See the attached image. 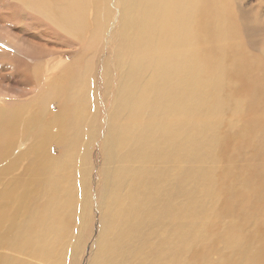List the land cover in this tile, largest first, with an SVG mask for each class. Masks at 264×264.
Listing matches in <instances>:
<instances>
[{
	"label": "rangeland",
	"instance_id": "obj_1",
	"mask_svg": "<svg viewBox=\"0 0 264 264\" xmlns=\"http://www.w3.org/2000/svg\"><path fill=\"white\" fill-rule=\"evenodd\" d=\"M93 1L85 5L87 34H69L79 41L62 63L79 71L70 89L55 70H42L45 60L30 50L21 55L7 45L15 40L0 38V264H264V101L253 102L264 98V0L198 1L194 31L176 38L184 43L182 87L171 80L158 102L149 93L148 112L133 124L160 122L165 129L143 151L118 146L131 117L118 108L128 84L123 61L135 57L124 46L121 5L105 0L95 27ZM161 29L151 32L156 57L169 33ZM24 65L42 68L35 69L37 91L23 83ZM149 69L148 88L155 86ZM151 153L144 159L149 179L134 178L138 157ZM51 155L58 167L46 173L49 183L71 201L59 211L65 222L52 230L36 226L19 196L27 184L43 190L32 163L38 159L48 171L43 161ZM151 181L162 185L157 194ZM138 193L152 196L138 199ZM49 201L43 198L42 211Z\"/></svg>",
	"mask_w": 264,
	"mask_h": 264
},
{
	"label": "bare ground",
	"instance_id": "obj_2",
	"mask_svg": "<svg viewBox=\"0 0 264 264\" xmlns=\"http://www.w3.org/2000/svg\"><path fill=\"white\" fill-rule=\"evenodd\" d=\"M121 5V18L123 20L122 36L125 39V48L127 54L133 52L134 58L127 57L123 61V68L126 70L128 81L126 85H122L123 92L120 95V104L118 108L121 111L127 112L131 115L128 122L121 130V135L118 137V146L123 149L126 147L134 148L136 151L145 150L144 143L147 140H152L153 137H163L165 129L163 125L158 122L146 124L138 122L133 128L135 120L140 114L148 112V98L149 93L154 91L156 102L160 101L165 95L166 87L169 88L171 80H175L177 88L182 87V78L180 70L179 55L183 50V44L179 43L176 38L184 37L185 31H194L191 29L196 22L201 9L198 7L199 0H118ZM88 0H0V38L6 42V39L15 40V43L7 41V45L14 51L23 55L28 50L32 52L37 61H43L45 69L38 67H31L24 65L18 69L21 76L24 77L23 83L31 85L34 91H37L40 86V81L35 78V69H42L47 71V68L55 70L52 73L58 78L66 89L72 88L77 82L76 76L78 70L70 73L62 66V63L67 59L66 51L76 49L79 41L75 38H80L81 35L87 34V28L84 25L87 17V8L85 5ZM105 0L93 1V22L95 27H98L105 16ZM222 16L223 24L227 28L231 27V23L227 16ZM157 26H161L159 30L165 36V41H159L161 48L158 57L155 56L154 50L157 47L152 46L153 37L152 30ZM138 28V29H137ZM223 31L220 27L218 32ZM75 36V38L70 35ZM188 42V41H187ZM190 45L191 43L188 42ZM66 47V48H64ZM184 48V47H183ZM46 58V59H44ZM61 60V64L59 61ZM150 66H152L151 73L154 74L155 86L148 88L146 80L147 74H150ZM7 71V69L5 70ZM62 71L61 75H57ZM187 80L196 89L192 80V72L189 73ZM52 80L44 79L45 84H51ZM125 77H123V84ZM259 101V102H258ZM264 101L262 95H257L253 102L256 104ZM253 104V103H252ZM254 104V107H256ZM5 107L0 104V128L4 123ZM134 113V115H133ZM174 140L177 137V128L173 129ZM154 153L147 156H139L138 162L141 163L140 168L134 170V178L138 179L140 176L149 179V176L144 168V159L152 157ZM131 157V156H130ZM129 158V157H124ZM124 158L121 161V166L118 169L120 173L126 172V165ZM169 158L175 159L174 149L171 151ZM146 161V160H145ZM43 167L48 170L45 171L39 167L38 159L32 163L31 171L42 177L43 190H35V188L27 184L21 195H19L24 207L32 210L34 221L39 228L51 229L54 226L59 229V226L65 222L66 217L61 219L60 209L64 207V212L70 204L68 193L59 189L56 184H50L46 173H50L58 167L57 161L53 156L44 159ZM148 162V161H147ZM159 177L165 174V170H160ZM151 180V179H150ZM152 184L154 194H157L161 186ZM160 183H164L160 181ZM154 188V189H153ZM151 194L145 193V196L138 193L139 198H151ZM14 197H18L15 195ZM43 198H50L48 205L42 211L41 201ZM36 199V201H34ZM134 202V201H133ZM161 205V204H158ZM6 212H9L6 204H2ZM155 206V205H154ZM153 206V207H154ZM151 212V210H149ZM163 211L160 206L158 215ZM64 212L62 214H64ZM141 217L142 210L134 212ZM4 217L0 218V225L4 223ZM140 233V232H139ZM28 241L32 244L36 241L34 231L31 233ZM26 237L27 235H19Z\"/></svg>",
	"mask_w": 264,
	"mask_h": 264
}]
</instances>
